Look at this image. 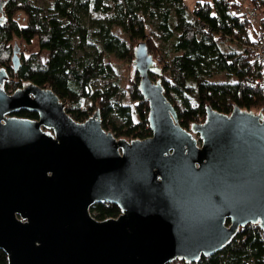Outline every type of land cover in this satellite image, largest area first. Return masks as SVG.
<instances>
[{
    "label": "water",
    "instance_id": "95a60500",
    "mask_svg": "<svg viewBox=\"0 0 264 264\" xmlns=\"http://www.w3.org/2000/svg\"><path fill=\"white\" fill-rule=\"evenodd\" d=\"M0 0V25L5 21ZM17 48L10 57L18 65ZM131 75L147 103L150 131L116 138L98 106L81 122L48 87L11 92L0 67V250L5 264L195 263L225 247L246 224L264 231V116L203 107L183 128L164 95L161 67L143 41ZM34 112L35 119L16 116ZM199 137V146L192 135ZM115 205L95 219L94 204Z\"/></svg>",
    "mask_w": 264,
    "mask_h": 264
},
{
    "label": "trees",
    "instance_id": "16d2710c",
    "mask_svg": "<svg viewBox=\"0 0 264 264\" xmlns=\"http://www.w3.org/2000/svg\"><path fill=\"white\" fill-rule=\"evenodd\" d=\"M205 1L206 7L193 12L192 18L182 0H51L46 15L31 0H8L5 21L0 25V67L8 75L4 89L11 92L26 82L48 87L75 121L80 122L86 112L92 113L99 106L102 127L116 138H145L150 135L148 109L137 89L138 78L130 74L126 79L127 98L132 104H115L121 89L113 79L117 67L110 62L113 58L130 65L133 45L143 41L166 73L160 79L163 92L181 127L187 128L194 113L203 112L207 103L222 113L238 104L252 112L261 109L264 116V84L254 82L255 65L232 41L238 29L246 28L245 23L238 25L227 14L235 2ZM246 2L264 13V0ZM15 13L23 14V24L13 19ZM89 14L94 16L86 24L83 16ZM150 19L160 33L158 42L146 33V29L152 32L147 23ZM12 38L37 43L35 51L18 57L15 70L10 63ZM42 50L47 52L46 59ZM220 72L232 82L210 80ZM113 111L122 118L121 124L110 119ZM15 115L36 118L34 112L25 110ZM89 211L98 220L119 213L109 203L94 204ZM5 261L0 250V264ZM167 264H264V234L248 224L221 250L201 256L195 263L176 260Z\"/></svg>",
    "mask_w": 264,
    "mask_h": 264
},
{
    "label": "built area",
    "instance_id": "2783aa9c",
    "mask_svg": "<svg viewBox=\"0 0 264 264\" xmlns=\"http://www.w3.org/2000/svg\"><path fill=\"white\" fill-rule=\"evenodd\" d=\"M233 1L235 2V5L230 11L227 10V14L230 17L236 19V24L242 25L245 23L244 25L246 28L243 31H239L238 29L236 33L237 38L232 41H234L239 46L240 50L244 52V55L255 65V70L253 72L255 79L254 82L264 84V29L262 28L264 13L255 6L248 4L246 0ZM206 4L207 3L205 0H194V5L192 8H190V10L188 9V13L193 18V12L206 7ZM210 35H212V33H210ZM195 108L197 107L195 106ZM90 115L89 112H86L84 119H86ZM204 117V111H196L193 115L191 123L203 122ZM84 119H82L81 121H83ZM192 135L196 139V145L199 146L198 135L195 133H192ZM133 139L139 138L135 137ZM89 213L94 218L93 214L90 211ZM249 225L252 228H258L255 224L249 223ZM258 230L260 229L258 228ZM260 232L261 234H264V231L260 230Z\"/></svg>",
    "mask_w": 264,
    "mask_h": 264
},
{
    "label": "rangeland",
    "instance_id": "374dc122",
    "mask_svg": "<svg viewBox=\"0 0 264 264\" xmlns=\"http://www.w3.org/2000/svg\"><path fill=\"white\" fill-rule=\"evenodd\" d=\"M35 5L39 6L42 9V15L47 14V8L50 6V1L51 0H31ZM187 7V9L190 10V8L193 5L194 0H182ZM94 14H89L88 16H83V20L85 21L86 24H89V18L93 17ZM13 19L18 22L19 24L24 23V16L21 13H15L13 15ZM148 26H150L152 32L150 33L148 29H146V33L151 35L156 42L159 41L160 33L158 30L155 29V21L154 19L148 20ZM230 43V42H229ZM10 46L16 47L17 52L16 55L17 57L20 56H25L28 55L29 53L35 51L37 49V43L35 40H32L29 44H26L23 42L21 39L18 38H12L10 41ZM80 53V50H77V54ZM41 56L43 59H46L47 52L45 50L41 51ZM110 62L113 63L115 70L113 71V79L117 81L118 85L120 86L121 91L117 94V96L114 98V103L117 105H125L127 103L132 104L131 102H128L127 98V93H126V79L127 77L131 74V63L128 65L127 63H120L118 60L110 58ZM165 72H162L161 76H165ZM210 80H215V81H223V82H232V78L228 77L225 75L224 72L216 73L213 74L210 77ZM84 107V104L80 106ZM91 113H89L90 115ZM132 116H135L134 113H132ZM110 119L115 123V124H121L122 123V118L118 116L114 111L110 115ZM135 120V119H134ZM136 121V120H135Z\"/></svg>",
    "mask_w": 264,
    "mask_h": 264
},
{
    "label": "crops",
    "instance_id": "0c3cea01",
    "mask_svg": "<svg viewBox=\"0 0 264 264\" xmlns=\"http://www.w3.org/2000/svg\"><path fill=\"white\" fill-rule=\"evenodd\" d=\"M182 3H183V5L185 6V4H184V2H183V1H182ZM193 5H194V2H193ZM193 5H192V7H193ZM192 7H191V8H192ZM185 8L187 9V7H186V6H185ZM187 10H188V9H187Z\"/></svg>",
    "mask_w": 264,
    "mask_h": 264
},
{
    "label": "bare ground",
    "instance_id": "6f19581e",
    "mask_svg": "<svg viewBox=\"0 0 264 264\" xmlns=\"http://www.w3.org/2000/svg\"><path fill=\"white\" fill-rule=\"evenodd\" d=\"M249 3V2H248Z\"/></svg>",
    "mask_w": 264,
    "mask_h": 264
}]
</instances>
